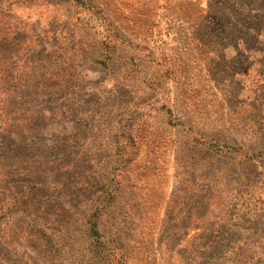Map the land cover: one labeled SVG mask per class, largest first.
Instances as JSON below:
<instances>
[{
  "label": "rangeland",
  "instance_id": "1",
  "mask_svg": "<svg viewBox=\"0 0 264 264\" xmlns=\"http://www.w3.org/2000/svg\"><path fill=\"white\" fill-rule=\"evenodd\" d=\"M0 264H264V0H0Z\"/></svg>",
  "mask_w": 264,
  "mask_h": 264
}]
</instances>
